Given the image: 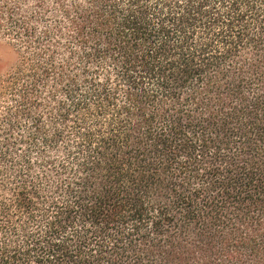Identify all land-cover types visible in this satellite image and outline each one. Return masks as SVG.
I'll list each match as a JSON object with an SVG mask.
<instances>
[{"label":"trees","instance_id":"1","mask_svg":"<svg viewBox=\"0 0 264 264\" xmlns=\"http://www.w3.org/2000/svg\"><path fill=\"white\" fill-rule=\"evenodd\" d=\"M0 264H264V0H0Z\"/></svg>","mask_w":264,"mask_h":264},{"label":"rangeland","instance_id":"2","mask_svg":"<svg viewBox=\"0 0 264 264\" xmlns=\"http://www.w3.org/2000/svg\"><path fill=\"white\" fill-rule=\"evenodd\" d=\"M16 61L15 50L8 40L0 38V82L8 77Z\"/></svg>","mask_w":264,"mask_h":264}]
</instances>
